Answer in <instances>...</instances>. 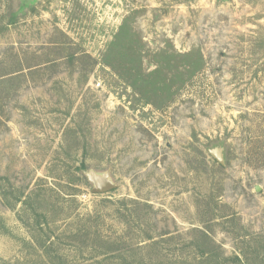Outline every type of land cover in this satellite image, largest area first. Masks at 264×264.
I'll use <instances>...</instances> for the list:
<instances>
[{"label":"rangeland","instance_id":"obj_1","mask_svg":"<svg viewBox=\"0 0 264 264\" xmlns=\"http://www.w3.org/2000/svg\"><path fill=\"white\" fill-rule=\"evenodd\" d=\"M0 264H264V0H0Z\"/></svg>","mask_w":264,"mask_h":264},{"label":"water","instance_id":"obj_2","mask_svg":"<svg viewBox=\"0 0 264 264\" xmlns=\"http://www.w3.org/2000/svg\"><path fill=\"white\" fill-rule=\"evenodd\" d=\"M210 153L220 163L223 162L221 148L215 147L210 149ZM86 176L87 179L92 183V193H104L117 188V184L112 181L107 171L101 173L89 171ZM256 190H259L258 186H256Z\"/></svg>","mask_w":264,"mask_h":264},{"label":"trees","instance_id":"obj_3","mask_svg":"<svg viewBox=\"0 0 264 264\" xmlns=\"http://www.w3.org/2000/svg\"><path fill=\"white\" fill-rule=\"evenodd\" d=\"M18 71H21V70L20 69L16 70V72H18ZM199 233L201 234L202 237L211 239V238H209L210 235L204 229H200Z\"/></svg>","mask_w":264,"mask_h":264}]
</instances>
